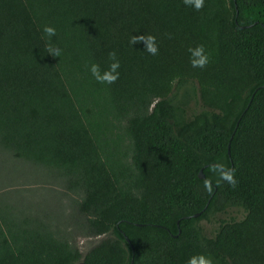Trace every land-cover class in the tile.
I'll return each mask as SVG.
<instances>
[{
    "label": "trees",
    "instance_id": "trees-1",
    "mask_svg": "<svg viewBox=\"0 0 264 264\" xmlns=\"http://www.w3.org/2000/svg\"><path fill=\"white\" fill-rule=\"evenodd\" d=\"M140 35L156 37L157 55L130 44ZM199 44L204 69L189 62ZM111 51L119 79L98 83L89 67L106 70ZM173 88L190 99L177 102ZM195 91L200 110L187 116ZM113 138L127 156H111ZM0 163L61 187L0 183V264H187L198 254L264 264V0H205L200 11L183 0H0ZM218 164L234 187L217 183ZM16 191L40 194L15 209ZM228 212L239 218L203 234L201 220ZM78 232L98 239L83 253Z\"/></svg>",
    "mask_w": 264,
    "mask_h": 264
},
{
    "label": "rangeland",
    "instance_id": "rangeland-1",
    "mask_svg": "<svg viewBox=\"0 0 264 264\" xmlns=\"http://www.w3.org/2000/svg\"><path fill=\"white\" fill-rule=\"evenodd\" d=\"M174 88H175V86H174ZM174 88H173L172 92L173 93L177 92V94H179L181 89H178L176 91ZM190 97H191L190 92L187 89H185L178 95L177 102L186 103L190 99ZM199 110H200V104L198 102L197 93L195 91L193 97L187 103L186 114H187V116H190L192 114L197 113ZM113 142L115 143V145H110L111 156L114 157V155H116L120 159H121L122 155L127 156L128 152H127L126 141L124 139H121L118 142L115 138H113ZM128 161L129 160L127 157L125 159V162L128 163ZM19 168L20 167H15V168L10 169L9 167L5 166V164L3 165L0 163V183H3V182L4 183H11L12 185H10V186H12L13 189L20 188L19 184L24 185L23 189H25V190L26 189L34 190V189L41 188V186L45 187V189L46 188H53L56 191H59L61 189V187L59 185L54 184V183H50V182L44 183V182L33 181L34 179H33V176L31 174L25 180H23L22 176L20 174H18ZM26 181H28V182H26ZM10 186H8V187H10ZM38 193L36 191V192H31L29 195H27V193H21V192L16 191V192H13L11 194L10 199L12 200L15 209H17V208L20 209L23 205L28 203L27 201L24 200V197L26 195L30 197L29 198L30 203H33V202L35 203V202H37L36 199L38 197ZM42 206L45 208V210H47V212L50 211V213L52 212L56 216L58 214H61V208L58 207L57 203L52 199L48 200V199H46V197L45 198L42 197ZM235 217L239 218V216L236 215L235 213L228 212V213L223 214L221 216L215 217V219H211L209 222H205V219H203L198 224L201 227L204 235H205V233L207 235H210L216 227V222H214V220H216V219L229 220V219L235 218ZM69 228H70V226L67 225L66 229H69ZM97 240L98 239L85 238L81 235V232H78L77 236L74 238V244L79 249V251L81 253H83Z\"/></svg>",
    "mask_w": 264,
    "mask_h": 264
},
{
    "label": "clouds",
    "instance_id": "clouds-1",
    "mask_svg": "<svg viewBox=\"0 0 264 264\" xmlns=\"http://www.w3.org/2000/svg\"><path fill=\"white\" fill-rule=\"evenodd\" d=\"M204 2L205 0H183V4L185 6L193 7L196 11H200L204 7ZM43 32L45 36L49 38L47 52L49 53V55L59 57L61 55V50L53 46L50 42L51 38L56 35V29L52 26H45L43 28ZM129 42L132 45L142 42L145 45L144 49L150 55L155 56L158 54L159 48L155 36H133L130 38ZM188 52L190 53L189 62L193 68L204 69L210 63V53L206 52L205 46L203 44H199L194 48H188ZM108 59L112 62L103 72L101 71L100 65L96 63H92L90 65L89 71L98 83L111 85L119 79L120 73L118 69L120 68V61L117 58V54L115 51H111L108 53ZM212 171H219V179L217 180V183H219L220 181H226L233 187L236 185L237 182L234 177V171L227 169L225 165L218 164L217 166L213 167ZM210 185L211 181H206V188H210ZM187 264H214V261L211 255L198 254L190 257L187 261Z\"/></svg>",
    "mask_w": 264,
    "mask_h": 264
},
{
    "label": "water",
    "instance_id": "water-1",
    "mask_svg": "<svg viewBox=\"0 0 264 264\" xmlns=\"http://www.w3.org/2000/svg\"><path fill=\"white\" fill-rule=\"evenodd\" d=\"M242 28V27H241ZM226 153L228 154V145H227V147H226ZM197 177L199 178V179H203V175H202V173H201V170H199L198 171V173H197ZM198 214H194V215H192V217L194 218V217H196ZM125 241H127V239L125 238Z\"/></svg>",
    "mask_w": 264,
    "mask_h": 264
}]
</instances>
